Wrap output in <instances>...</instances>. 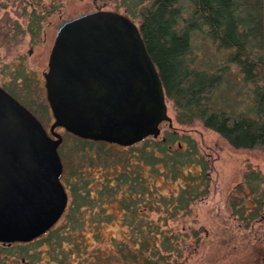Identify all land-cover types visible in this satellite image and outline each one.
<instances>
[{
    "label": "trees",
    "instance_id": "1",
    "mask_svg": "<svg viewBox=\"0 0 264 264\" xmlns=\"http://www.w3.org/2000/svg\"><path fill=\"white\" fill-rule=\"evenodd\" d=\"M137 17L140 34L158 69L177 123L191 126L199 122L234 149L264 151V0H150L140 7ZM193 32L203 34L218 50H233L226 64L214 70L194 67L193 61L186 57ZM250 43L262 51L255 58L248 51ZM231 65L241 75L247 93V102L243 105L235 95L227 99L221 95ZM21 77H24L23 71L12 81L15 83ZM7 91L20 103L29 104L27 95L14 89ZM47 108H40L44 117ZM62 139L58 148L63 168L61 180L72 201L64 213L67 224L56 231L51 229L45 240L51 243L67 239L69 243L72 237L82 234V208L96 206L104 210L102 203L90 197L93 183L90 175L96 170L104 181L99 182V194L114 200L119 195L118 204L127 213L123 221L131 228L127 240L132 246L125 244L119 252L124 264H165L167 258L162 251L167 253L170 246H166L168 239L159 228L146 220V211H160L149 200L154 195L145 185L143 167L151 168L154 174L160 173L159 166H163L175 182L183 178L184 185L176 195L156 196V199L163 207L170 206L171 216L184 211L203 195L202 187L207 180L205 174H194L189 168L199 167L205 173L209 166L203 158H198L189 137L167 126L161 138H147L127 148L83 140L66 133ZM263 185L264 175L260 172L248 170L244 174L231 203L236 218L251 221L261 218ZM123 188H126L125 194H122ZM139 204L143 205L142 209ZM63 228H68V232L61 233ZM158 239L160 247H156ZM38 240L15 247L24 255L28 246ZM0 251L18 253L12 246Z\"/></svg>",
    "mask_w": 264,
    "mask_h": 264
},
{
    "label": "rangeland",
    "instance_id": "2",
    "mask_svg": "<svg viewBox=\"0 0 264 264\" xmlns=\"http://www.w3.org/2000/svg\"><path fill=\"white\" fill-rule=\"evenodd\" d=\"M149 1L0 0V87L27 95L28 105L42 119L43 127L49 133L53 118L46 101L43 74L47 72L48 57L58 24L83 13L103 10L122 14L139 27L138 11ZM248 51H251L253 58L262 53L251 43ZM231 53L233 50H218L203 34L193 32L190 51L186 57L193 61L192 64L196 68L214 70L226 64ZM19 71H23L24 77L14 83L12 80ZM228 75L221 95L225 99L235 95V99L243 105L247 102V93L242 86L241 75L233 65L229 66ZM166 105L172 127L179 131V135L189 137L198 158H203L209 166L205 173H202L199 167L189 168L194 174L201 173L207 177L202 187L203 195L174 216L169 214L170 206L160 205L156 196L170 198L176 195L179 187L184 185L183 178L175 182L163 166H159L160 173L154 174L151 168L143 167L145 185L154 195L153 199H147L160 211H146V220L159 228L168 239L166 246H170L166 249L168 254L162 251L167 258L165 264H264V213L257 221L241 220L233 215L231 208L234 190L243 182L244 174L248 170H255L264 175V151L234 149L218 134L204 128L199 122L191 126H180L168 99ZM46 106L47 115L44 117L40 108ZM160 129L159 138L163 136L167 124H162ZM55 131L65 135L64 130L57 128ZM91 172L93 183L90 185V197L95 202L102 203L104 210L96 206L81 209L80 218L84 219L82 234L78 233L79 236L72 237L69 243L67 239L48 243L44 235L29 245L24 255H20L15 247L17 244H13L12 248L18 253L8 254L0 251V262L124 264L119 252L125 244L132 246L127 240L131 228L123 221L127 213L118 204L119 195L114 200L99 194V182L103 179L96 170ZM65 190L68 208L72 198L67 188ZM125 193L126 188H123L122 194ZM138 207L142 209L143 205L139 204ZM66 224L63 215L53 230L56 231ZM67 230L68 228H63L61 233H67ZM159 242L160 239L156 247H160ZM2 248L4 247L0 246V249ZM107 256L109 260L105 259Z\"/></svg>",
    "mask_w": 264,
    "mask_h": 264
},
{
    "label": "water",
    "instance_id": "3",
    "mask_svg": "<svg viewBox=\"0 0 264 264\" xmlns=\"http://www.w3.org/2000/svg\"><path fill=\"white\" fill-rule=\"evenodd\" d=\"M49 135L0 87V244H28L61 219V128L74 137L131 147L172 127L158 69L139 27L95 10L62 20L43 74Z\"/></svg>",
    "mask_w": 264,
    "mask_h": 264
},
{
    "label": "flooded vegetation",
    "instance_id": "4",
    "mask_svg": "<svg viewBox=\"0 0 264 264\" xmlns=\"http://www.w3.org/2000/svg\"><path fill=\"white\" fill-rule=\"evenodd\" d=\"M3 89H4V88H3ZM4 90H5V89H4ZM5 91L8 93L7 90H5ZM8 94H9V93H8ZM11 96H12V95H11ZM12 97H13V96H12ZM13 98H14V97H13ZM14 99H15V98H14ZM17 101H18V100H17ZM18 102H19V101H18ZM19 103H20V102H19ZM20 104H21L25 109H27V110H28V111H29V112H30V113H31V114H32V115L38 120V122H39V123L41 124V126L43 127V121H42V119H40V118H39V117H38V116H37V115H36L31 109H29V108H28V107H29L28 105L26 106V105L23 104V103H20ZM46 108H47V106H46ZM48 109H49V108H48ZM43 129L45 130L44 127H43ZM59 130H62V129L59 128ZM45 131H46V130H45ZM46 133H47V131H46ZM47 134L49 135V133H47ZM66 134H67V133H66ZM61 137L63 138L62 135H61ZM62 141H63V139H62ZM60 145H61V144H60ZM58 148H59V147H58ZM60 182L62 183L64 189H66V188H65L66 186L64 185V183H63V181L61 180V178H60ZM65 191H66V190H65ZM66 209H67V206H66V208H65V211H66ZM65 211H64V213H65ZM64 213H63V215H64ZM63 215H62V216H63ZM53 228H54V227H53ZM53 228H51V229H53ZM51 229H50V230H51ZM50 230H49V231H50ZM49 231H48V232H49ZM48 232H47V233H48ZM47 233H46V234H47ZM46 234H45V235H46ZM43 236H44V235H43ZM12 245H13V244H12ZM12 245H11V246H12ZM0 246H2V247H11V246H6V245H2V244H0Z\"/></svg>",
    "mask_w": 264,
    "mask_h": 264
}]
</instances>
